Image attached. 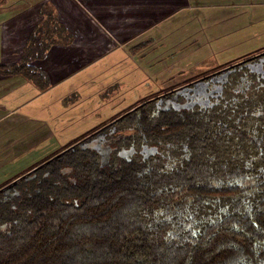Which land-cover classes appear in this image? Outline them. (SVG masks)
I'll return each instance as SVG.
<instances>
[{
  "label": "trees",
  "instance_id": "trees-1",
  "mask_svg": "<svg viewBox=\"0 0 264 264\" xmlns=\"http://www.w3.org/2000/svg\"><path fill=\"white\" fill-rule=\"evenodd\" d=\"M39 12L0 72L45 89L33 61L70 35L50 4ZM263 53L221 63L225 89L209 105L143 96L119 110V141L153 152L105 166L71 141L11 180V193L0 187V264H264V76L249 65Z\"/></svg>",
  "mask_w": 264,
  "mask_h": 264
},
{
  "label": "rangeland",
  "instance_id": "rangeland-1",
  "mask_svg": "<svg viewBox=\"0 0 264 264\" xmlns=\"http://www.w3.org/2000/svg\"><path fill=\"white\" fill-rule=\"evenodd\" d=\"M190 3L200 5L182 7L168 17L145 53L113 64L101 60L75 79L79 88L41 92L31 81L22 86L29 96L18 111L34 118L14 120L11 137L0 135V187L5 194L12 192L11 180L71 141L95 148L105 166L133 153L153 152L157 144L119 141L126 130L121 122H111L119 110L143 96L154 97L155 107L209 105L225 89L228 69L219 71L221 63L264 46V0ZM249 65L264 76V53ZM61 196L77 200L74 194Z\"/></svg>",
  "mask_w": 264,
  "mask_h": 264
},
{
  "label": "crops",
  "instance_id": "crops-1",
  "mask_svg": "<svg viewBox=\"0 0 264 264\" xmlns=\"http://www.w3.org/2000/svg\"><path fill=\"white\" fill-rule=\"evenodd\" d=\"M46 3L53 7L70 38L51 43L44 55L33 61L50 81L41 92L79 88L75 79L85 76L101 60L113 64L122 57L145 53L155 42L158 31L166 28L168 17L182 7L191 5L193 9L200 5L190 0H3L0 2V63L20 59L27 35L41 20L39 10ZM32 7H35L33 12ZM29 83L20 74L0 72L2 138L7 134L11 137L14 120L34 118L18 111L28 101L27 88L22 86Z\"/></svg>",
  "mask_w": 264,
  "mask_h": 264
},
{
  "label": "flooded vegetation",
  "instance_id": "flooded-vegetation-1",
  "mask_svg": "<svg viewBox=\"0 0 264 264\" xmlns=\"http://www.w3.org/2000/svg\"><path fill=\"white\" fill-rule=\"evenodd\" d=\"M252 52V51H251Z\"/></svg>",
  "mask_w": 264,
  "mask_h": 264
}]
</instances>
